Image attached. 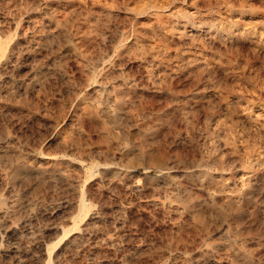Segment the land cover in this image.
<instances>
[{
    "label": "rangeland",
    "instance_id": "obj_1",
    "mask_svg": "<svg viewBox=\"0 0 264 264\" xmlns=\"http://www.w3.org/2000/svg\"><path fill=\"white\" fill-rule=\"evenodd\" d=\"M0 264H264V0H0Z\"/></svg>",
    "mask_w": 264,
    "mask_h": 264
}]
</instances>
